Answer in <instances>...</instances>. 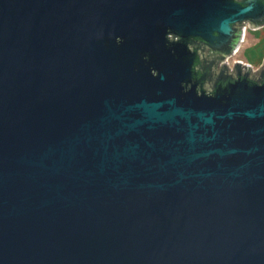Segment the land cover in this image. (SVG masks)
Returning <instances> with one entry per match:
<instances>
[{"label":"water","instance_id":"95a60500","mask_svg":"<svg viewBox=\"0 0 264 264\" xmlns=\"http://www.w3.org/2000/svg\"><path fill=\"white\" fill-rule=\"evenodd\" d=\"M264 0H0V264H264Z\"/></svg>","mask_w":264,"mask_h":264},{"label":"rangeland","instance_id":"374dc122","mask_svg":"<svg viewBox=\"0 0 264 264\" xmlns=\"http://www.w3.org/2000/svg\"><path fill=\"white\" fill-rule=\"evenodd\" d=\"M240 59L253 70H258L264 64V26L257 29L248 28L246 40L239 53L230 59L231 66L234 60Z\"/></svg>","mask_w":264,"mask_h":264},{"label":"built area","instance_id":"2783aa9c","mask_svg":"<svg viewBox=\"0 0 264 264\" xmlns=\"http://www.w3.org/2000/svg\"><path fill=\"white\" fill-rule=\"evenodd\" d=\"M249 24H250V23H245V24H243V26H244V36H243V40L240 41L239 46H238V48L235 50L234 54L229 55L228 58H227V63H228V67L230 68V70H233V69H234L235 62H237V61L242 62V65H244V62H243L242 60L237 59V60H234V62H233V66H231L230 59H231L232 56H235V55H237V54L239 53V51H240V49H241L243 43L245 42V40H246L247 29H248V28H251ZM261 27H262V26H259V27H257V28H252V29H257V30H258V29L261 28ZM250 67H251V66H250ZM251 68H252V67H251ZM254 71H257V70H254Z\"/></svg>","mask_w":264,"mask_h":264},{"label":"flooded vegetation","instance_id":"af4514ba","mask_svg":"<svg viewBox=\"0 0 264 264\" xmlns=\"http://www.w3.org/2000/svg\"><path fill=\"white\" fill-rule=\"evenodd\" d=\"M264 26V24H262Z\"/></svg>","mask_w":264,"mask_h":264},{"label":"crops","instance_id":"0c3cea01","mask_svg":"<svg viewBox=\"0 0 264 264\" xmlns=\"http://www.w3.org/2000/svg\"><path fill=\"white\" fill-rule=\"evenodd\" d=\"M247 34V33H246Z\"/></svg>","mask_w":264,"mask_h":264}]
</instances>
